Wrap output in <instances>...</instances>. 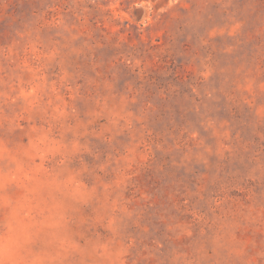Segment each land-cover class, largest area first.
<instances>
[{
  "label": "rangeland",
  "instance_id": "rangeland-1",
  "mask_svg": "<svg viewBox=\"0 0 264 264\" xmlns=\"http://www.w3.org/2000/svg\"><path fill=\"white\" fill-rule=\"evenodd\" d=\"M0 264H264V0H0Z\"/></svg>",
  "mask_w": 264,
  "mask_h": 264
}]
</instances>
